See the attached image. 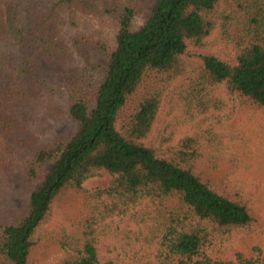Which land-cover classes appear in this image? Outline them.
<instances>
[{"label": "trees", "instance_id": "16d2710c", "mask_svg": "<svg viewBox=\"0 0 264 264\" xmlns=\"http://www.w3.org/2000/svg\"><path fill=\"white\" fill-rule=\"evenodd\" d=\"M146 1L0 0V171L34 143L28 108L41 106L53 118L67 114L77 125L31 160L28 176L39 187L15 223L0 220V264H36L38 231L67 194L80 211L70 231L47 235L62 253L55 264H100L108 221L145 223L146 215L132 213L144 202L155 211L153 264H235L221 250L257 217L231 177L238 161L224 156L221 136L209 131L165 150L147 141L166 89L186 76L181 91L197 115L224 107L221 86L230 99L264 112V0H158L134 29ZM239 16L246 22L235 62L203 55L190 73L189 46L204 48L219 26L229 36ZM84 48L103 56L106 66L63 72L66 93L42 78L39 58L57 64ZM101 171L112 176L110 185L86 189ZM235 255L237 264H251Z\"/></svg>", "mask_w": 264, "mask_h": 264}, {"label": "rangeland", "instance_id": "374dc122", "mask_svg": "<svg viewBox=\"0 0 264 264\" xmlns=\"http://www.w3.org/2000/svg\"><path fill=\"white\" fill-rule=\"evenodd\" d=\"M90 1V0H87ZM158 0H147L141 7L133 22L137 29L148 19ZM264 9V5L262 6ZM91 23L89 18H81ZM246 20L239 16L230 27V35H225L219 26L207 40L204 48L189 46L186 59L189 72L201 63V56L213 55L219 59L234 63L237 56L235 42L240 40ZM36 56V55H35ZM38 57V56H37ZM44 72L42 78L49 84L59 86L66 93L68 88L63 72H73L84 66L105 67L106 59L90 48L57 64H50L39 58ZM189 76L171 84L165 91L161 108L153 132L147 144L156 148L168 149L177 146L183 139L211 131L222 138L223 154L235 157L238 161L237 170L232 179L243 187L257 224L235 233L227 247L221 250L230 261L237 264L236 255L241 253L243 259L251 264H264V112L252 110L239 100L230 99L224 86L217 90V97L224 101L221 109H211L206 115H197L194 108L186 104V95L182 87L187 85ZM146 92V89L142 91ZM140 98V95L137 96ZM132 108V102L129 103ZM30 115L29 129L34 137L33 145L20 150L9 166L0 171V220L9 224L29 209L31 193L39 187L33 184L28 176V167L35 155L51 144L57 137L72 136L77 125L67 114L59 118L50 116L41 106L28 108ZM9 167V168H8ZM229 165L224 170H229ZM50 165L44 168V172ZM112 176L101 171L96 177L85 182L88 190L107 188ZM80 202L73 195L67 194L54 204L49 224L38 231L41 240L33 251L32 258L36 264H55L62 256L59 249L48 241L47 235L62 229H71V221L79 211ZM141 218L146 215L145 223L139 224L130 218H115L110 223V231L99 242L98 254L100 264H153L156 260L157 246L152 243L151 224L155 218L153 207L144 202L132 211ZM250 264V263H249Z\"/></svg>", "mask_w": 264, "mask_h": 264}]
</instances>
